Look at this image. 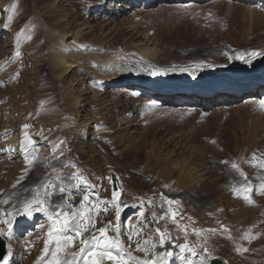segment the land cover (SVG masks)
Wrapping results in <instances>:
<instances>
[{
  "label": "rangeland",
  "instance_id": "rangeland-1",
  "mask_svg": "<svg viewBox=\"0 0 264 264\" xmlns=\"http://www.w3.org/2000/svg\"><path fill=\"white\" fill-rule=\"evenodd\" d=\"M56 1L0 9V264H78L105 235L147 260L238 249L264 264V79L235 88L264 74V8L157 0L118 16L100 12L118 0ZM59 42L83 46L63 75ZM223 80L234 99L189 101ZM140 84L176 103L150 105L161 93L136 97Z\"/></svg>",
  "mask_w": 264,
  "mask_h": 264
},
{
  "label": "bare ground",
  "instance_id": "bare-ground-1",
  "mask_svg": "<svg viewBox=\"0 0 264 264\" xmlns=\"http://www.w3.org/2000/svg\"><path fill=\"white\" fill-rule=\"evenodd\" d=\"M15 1L16 0H0V9L10 5L12 2H15ZM53 1L55 3L57 2L56 0H53ZM194 1L199 3V2H204L206 0H194ZM236 1H238L239 4L240 3L241 4L246 3L249 5L256 4V5L264 8V0H236ZM156 3H158L157 0H118L115 2H110V4L107 5V8H104V9L102 8V10L100 12L106 13V14L108 13L107 15H110V14H113V15L116 14L118 16L119 15H126V13H128V11L132 10L133 7H141V6L152 7ZM82 49H83L82 45H78L77 47H72L69 44L67 45L65 43L59 42L57 44V47L54 50L53 59H52L53 66H54L55 70L60 75L70 73L72 71V69L75 67V65L74 64L73 65H67L68 57H69L70 53L75 52V51L79 52V51H82ZM262 79H264L263 73H260V74L255 73V72L254 73H247V74H245L244 79H242L239 82V85H237L235 88H238V93H240L242 91V89H245L244 87L246 85L260 84ZM239 88H241V89H239ZM229 89H234V88H233V86H231V84L227 80L218 81V82L211 84L210 87L209 86L205 87L203 89H200L197 93H192V95L191 94L188 95L191 99L189 101L193 102V100H196V99H194L195 97H200V98L202 97L203 98L206 96V99H202V100L198 99L196 101L201 103L200 107H206L207 108L208 106L210 107V105H214L216 100H217V99H211L209 97L210 95H208L210 93L212 94L214 91H215V93L221 94V95H219L220 96L219 101H222L224 97H225V99H234V97H230L231 95L228 94V92L230 91ZM162 90L164 91L166 89L161 88V89H157V90L155 89L154 90V89H151L148 85L140 84V85L134 87L130 92L136 97H142V96H145L146 94L153 93L154 91L162 92ZM224 92H226L227 95H224L225 94ZM172 97L174 98L173 94L168 95V96L166 94H162V93L157 94V96L150 99V105L161 106L164 104H170V105H172L171 103L175 104L176 102L175 101L173 102ZM208 97H209V99H208ZM133 120H134V118H133ZM6 149H7V147H6ZM2 152H4V151H2ZM122 199L124 200V194L122 196ZM31 220H29V221H31ZM32 223L31 222L28 223V220H27V222H24L19 229L18 236H22V235L29 233L30 230H32V228L30 229V227H29L30 225H32ZM93 247L94 246L92 245L90 247H87V249L89 251H91V250H93ZM99 248H101V249H99ZM95 250L98 252V255L96 257L97 259H100L99 253H102V252H110L113 257H116L115 260L107 259V258L102 259L101 264H118L119 260L127 259L129 256L132 258L129 260V264H211V262L214 259H217L220 257L219 253H217V254H202V255L200 254L196 258L187 259V261L182 260V259L180 261H177L175 259V256H168L167 258H164V259L159 257V258L147 260L145 258L143 259V258L133 256L131 253H129L125 249L124 246H121V245L119 246V244H118V246H115V247H113L111 245L105 247L104 246V240L101 241V243L99 242V247L96 248ZM223 254H224V256L226 255L227 258H229V261L227 262V264H242L243 263L240 260L241 259L240 258V252L238 249H236L235 251L234 250H228V252H225ZM220 255L222 256L221 253H220ZM86 258L87 257L83 256V258L78 262V264H84V259H86ZM219 259H222V258H219ZM69 260H71V259H69ZM57 261L59 262V264H65L68 260L66 261L65 258L59 257L51 264H56ZM12 264H14V262Z\"/></svg>",
  "mask_w": 264,
  "mask_h": 264
},
{
  "label": "snow or ice",
  "instance_id": "snow-or-ice-1",
  "mask_svg": "<svg viewBox=\"0 0 264 264\" xmlns=\"http://www.w3.org/2000/svg\"><path fill=\"white\" fill-rule=\"evenodd\" d=\"M253 55H255V53H253ZM26 127H27V126H26ZM233 167H237V165L234 164ZM60 191L63 192L64 189L61 188ZM113 195H114V196H117L118 193H115V192H114ZM83 199H84L85 201H87V200H88V196H84ZM245 199H249V198H248V197H245ZM170 203H172V202H170ZM29 211H30V210L26 211L25 214L27 215ZM63 224H64V227H71V225L68 223L67 219L63 222ZM99 231H100L102 234H105V229L101 228V229H99ZM0 234H2V233H0ZM82 243L86 246L85 248H82V249H81V253H82L85 257H87L86 259H84V264H101V260H102V259H105V258H107V259H112V260H115V259H116V257H113V256L111 255L110 252H102V253H99L100 259H97V258H96L97 255H98V252H97L95 249L99 247V238H97V237H93V241H92L91 243L93 244L94 247H93V250H91V251H89V250L87 249V246L90 244L89 241L85 240V241H82ZM109 245H111V246H113V247L118 246V245L116 244V242L112 241L111 239H109V238L105 235L104 246L107 247V246H109ZM167 255L171 256L172 253L169 252V253H167ZM130 259H132V258L129 256L127 259L119 260V261H118V264H129V260H130ZM4 264H7V262L5 261ZM56 264H59V262L57 261Z\"/></svg>",
  "mask_w": 264,
  "mask_h": 264
},
{
  "label": "water",
  "instance_id": "water-1",
  "mask_svg": "<svg viewBox=\"0 0 264 264\" xmlns=\"http://www.w3.org/2000/svg\"><path fill=\"white\" fill-rule=\"evenodd\" d=\"M112 182H113L114 192L118 193V195L115 196L117 203L119 206H122L123 189L121 187V184L115 176H112ZM5 254H6L5 242L0 238V261L3 260V258L5 257ZM211 264H226V262L222 259H215L212 261Z\"/></svg>",
  "mask_w": 264,
  "mask_h": 264
}]
</instances>
